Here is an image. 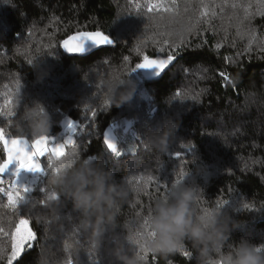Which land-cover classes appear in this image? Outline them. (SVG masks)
<instances>
[{
  "label": "trees",
  "instance_id": "1",
  "mask_svg": "<svg viewBox=\"0 0 264 264\" xmlns=\"http://www.w3.org/2000/svg\"><path fill=\"white\" fill-rule=\"evenodd\" d=\"M157 2L169 11L148 12ZM97 29L116 46L63 50L69 36ZM168 54L177 59L160 76L132 69ZM8 97L17 103L15 116L0 115L7 137L33 140L45 119L47 135L67 117L78 127L75 147L42 161L47 174L15 217L0 194V264L21 214L36 240L12 264H226L241 241L264 244V0H0V104ZM37 102L43 114H26ZM108 127L119 158L104 144ZM86 169L108 173L120 193L98 236L95 215L86 225L70 195ZM185 189L193 220L215 213L220 238L178 237L173 251L159 250L154 217Z\"/></svg>",
  "mask_w": 264,
  "mask_h": 264
},
{
  "label": "snow or ice",
  "instance_id": "2",
  "mask_svg": "<svg viewBox=\"0 0 264 264\" xmlns=\"http://www.w3.org/2000/svg\"><path fill=\"white\" fill-rule=\"evenodd\" d=\"M130 3H135V0H129ZM140 5L136 3L137 10ZM148 12H159L169 11L168 8L164 7L163 3H149L147 5ZM129 12L128 14H130ZM91 40L97 46H107L112 45L114 41L108 35V33L103 32L100 29L95 31H78L74 35L69 36L66 40L62 41V47L69 53L80 54L84 51V42ZM140 45H146L147 40H141ZM163 50V49H161ZM137 52H140V47H137ZM179 54V53H177ZM176 57L172 54H168L165 59L151 58L148 55H143L141 62L137 63L134 71L137 68H154L156 70V75H159L164 69L175 59ZM127 59V57H125ZM224 76V73H220ZM19 87L17 88V92ZM184 100H198V96L188 97L182 95L180 92L176 93L174 99ZM13 105V100L8 97L3 100L0 104V115L11 117L10 110ZM105 105H107L105 103ZM8 108L5 111V108ZM93 116L96 115L95 112L92 113ZM67 130L70 132H75L77 130L78 124L76 121L69 118L66 124ZM0 144L3 145V150L5 158L0 161V194L6 198V207L12 210V214L15 217L17 212H21V202L26 198V193L30 191L27 184L19 183L18 177L22 171H27L31 173H41L47 174V170L42 163V161L50 157L60 158L66 154V146L71 145L76 146V141L69 136L63 142H54V138L49 136H44L40 138L33 139L29 143L28 139L21 136L13 137L9 139L5 135L4 128L0 127ZM104 144L107 149L116 157H121L124 153L118 146V144L109 136L108 132L104 134ZM189 148V152H193L194 146L185 145ZM176 157L181 155L180 152L175 153ZM11 173L10 178L7 180L5 185V174ZM34 190V189H33ZM46 189L44 187L40 188L41 193H45ZM54 195V194H53ZM43 205V202L40 203ZM245 208H250V205L244 204ZM0 234L6 233L0 230ZM12 240V254L9 258V264H12V258H19L23 255L26 248H31L36 240V233L31 227V220L26 215H19L17 219H14V225L12 230L7 233Z\"/></svg>",
  "mask_w": 264,
  "mask_h": 264
},
{
  "label": "clouds",
  "instance_id": "3",
  "mask_svg": "<svg viewBox=\"0 0 264 264\" xmlns=\"http://www.w3.org/2000/svg\"><path fill=\"white\" fill-rule=\"evenodd\" d=\"M131 91L124 96L130 95ZM17 101L12 105L16 107ZM10 110V115L15 116L16 112ZM41 113L42 106L39 102L26 109V114ZM50 124L48 120H42L37 125L36 138L47 136ZM74 206L81 210L86 220L85 223H92L91 217L95 215L94 235H99L101 225L104 223L105 205L112 208L115 204L114 196L120 195L117 187L108 183V173L86 169L76 176L75 189L70 193ZM193 193L185 189L176 195L172 204L161 205L158 214L154 217V227L160 235L156 247L159 250L173 251L175 239L188 236L195 244H203L214 238H220V230L217 226L215 213L198 217L193 220L190 210V201ZM113 215L108 216L111 221ZM124 259V257H121ZM226 264H264V244H252L248 241H241L236 245L234 251L227 256Z\"/></svg>",
  "mask_w": 264,
  "mask_h": 264
},
{
  "label": "rangeland",
  "instance_id": "4",
  "mask_svg": "<svg viewBox=\"0 0 264 264\" xmlns=\"http://www.w3.org/2000/svg\"><path fill=\"white\" fill-rule=\"evenodd\" d=\"M105 132H108L110 138H112L117 143V138H116L115 133L113 132L112 127H108ZM47 136L54 138V142H63L69 136H71L74 140H76L75 132L74 133L70 132L69 130H67V127L66 128H62V131H61V133L59 135H47ZM8 138L11 139L13 137H8ZM23 138H25V137H23ZM28 141H29V143H31L32 140L28 139ZM67 146H69V145H67ZM40 174L41 173H31V172H27V171H22L19 174V177H18L19 183L27 184L29 186V188H30V191H31L33 185L36 183V181H37V179H38ZM10 175H11L10 172L8 174H5V178L6 179L10 178ZM14 259H16V258L13 257L12 261Z\"/></svg>",
  "mask_w": 264,
  "mask_h": 264
},
{
  "label": "water",
  "instance_id": "5",
  "mask_svg": "<svg viewBox=\"0 0 264 264\" xmlns=\"http://www.w3.org/2000/svg\"><path fill=\"white\" fill-rule=\"evenodd\" d=\"M74 35V34H73ZM72 36V35H71ZM67 39V38H66ZM65 39V40H66ZM116 46V43L114 42L112 45H107V46H97L94 44V42H92L91 40L85 41L84 42V51L80 54H72L67 52L66 50H64L67 54L72 55V56H88L90 54H92L93 52L101 49V48H105V47H113ZM63 48V47H62ZM156 58H160V59H165V57H156ZM177 58H175L165 69L163 72H161L159 75H156V70L154 68H140L142 73L146 76V77H155V76H160L162 75L172 64H174V62L176 61ZM69 119V117L65 118L62 124L63 128H66V124H67V120ZM73 264V263H71Z\"/></svg>",
  "mask_w": 264,
  "mask_h": 264
},
{
  "label": "built area",
  "instance_id": "6",
  "mask_svg": "<svg viewBox=\"0 0 264 264\" xmlns=\"http://www.w3.org/2000/svg\"><path fill=\"white\" fill-rule=\"evenodd\" d=\"M7 183V182H6Z\"/></svg>",
  "mask_w": 264,
  "mask_h": 264
}]
</instances>
